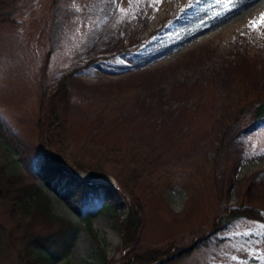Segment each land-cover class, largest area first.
I'll list each match as a JSON object with an SVG mask.
<instances>
[{
  "label": "rangeland",
  "instance_id": "obj_1",
  "mask_svg": "<svg viewBox=\"0 0 264 264\" xmlns=\"http://www.w3.org/2000/svg\"><path fill=\"white\" fill-rule=\"evenodd\" d=\"M262 18L264 0H0V165L73 222L67 251L46 264L166 247L193 248L167 264H264L251 237L264 224L250 218L194 247L241 202L264 210V127L249 131L264 97ZM201 45L199 64L179 65ZM42 143L76 180L102 175L136 208L130 250L105 214L84 218L92 188L51 179ZM2 196L11 248L0 264H20L25 230Z\"/></svg>",
  "mask_w": 264,
  "mask_h": 264
},
{
  "label": "trees",
  "instance_id": "obj_2",
  "mask_svg": "<svg viewBox=\"0 0 264 264\" xmlns=\"http://www.w3.org/2000/svg\"><path fill=\"white\" fill-rule=\"evenodd\" d=\"M167 23V22H166ZM89 60L87 63H92ZM253 121L249 131L264 127V97L254 103ZM39 161L47 163L51 169V179L60 185L75 183L77 187L86 186L68 173L65 160L45 144L39 150ZM1 166V165H0ZM0 186L3 199L10 214L16 222L17 229L24 228L25 233L19 237L21 252L18 254L20 264H46L54 256H62L67 251V234L73 227V222L54 215L50 207L48 195L33 183L24 182L20 176L7 174L4 167H0ZM86 188H89L86 186ZM82 191V190H81ZM93 191L96 199L90 200L86 196L82 200L84 218L89 213L99 212L105 214L113 222V227L119 232L126 251L130 250L134 238L141 228V219L132 205H129L122 193L109 188L83 189L84 194ZM127 208L125 211L123 208ZM258 220L264 224V210L253 205L241 202L232 207L229 213L220 216L212 226V235L203 237L195 242L194 247L206 246L210 242L220 243L222 238L218 232L230 228L240 218ZM91 224V222H89ZM213 237V239H212ZM257 241H264V233L251 234ZM36 246L48 250L45 255ZM11 245L5 236V230L0 224V257L7 259ZM193 248L179 247L172 251L171 247L156 248L144 254H127L120 264H167L183 258ZM103 259L100 264L106 263V253L102 251ZM64 264H70L65 262Z\"/></svg>",
  "mask_w": 264,
  "mask_h": 264
},
{
  "label": "bare ground",
  "instance_id": "obj_3",
  "mask_svg": "<svg viewBox=\"0 0 264 264\" xmlns=\"http://www.w3.org/2000/svg\"><path fill=\"white\" fill-rule=\"evenodd\" d=\"M212 41V40H211ZM202 43V42H201ZM205 44V43H204ZM198 45V44H197ZM207 45V44H206ZM206 45H201L199 47H196L192 50H189L187 52V57L184 61H182L179 65L182 66H194V64H199L203 58L206 56ZM208 50V49H207ZM209 56V55H208ZM221 56V55H220ZM177 68V67H176ZM207 72V71H206ZM192 74V72H191ZM161 75V74H160ZM158 75L157 78L160 76ZM157 78H154L153 80H156ZM154 82V81H153ZM154 84V83H153Z\"/></svg>",
  "mask_w": 264,
  "mask_h": 264
},
{
  "label": "snow or ice",
  "instance_id": "obj_4",
  "mask_svg": "<svg viewBox=\"0 0 264 264\" xmlns=\"http://www.w3.org/2000/svg\"><path fill=\"white\" fill-rule=\"evenodd\" d=\"M157 2H159V0H157ZM261 22L264 23V18H262V21ZM233 259H235V257Z\"/></svg>",
  "mask_w": 264,
  "mask_h": 264
}]
</instances>
